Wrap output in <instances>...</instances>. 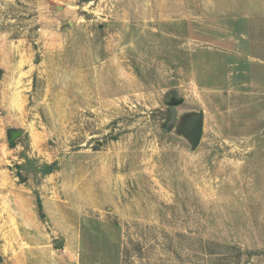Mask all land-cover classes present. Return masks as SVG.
I'll list each match as a JSON object with an SVG mask.
<instances>
[{
	"label": "rangeland",
	"instance_id": "1",
	"mask_svg": "<svg viewBox=\"0 0 264 264\" xmlns=\"http://www.w3.org/2000/svg\"><path fill=\"white\" fill-rule=\"evenodd\" d=\"M0 264H264V0H0Z\"/></svg>",
	"mask_w": 264,
	"mask_h": 264
},
{
	"label": "water",
	"instance_id": "2",
	"mask_svg": "<svg viewBox=\"0 0 264 264\" xmlns=\"http://www.w3.org/2000/svg\"><path fill=\"white\" fill-rule=\"evenodd\" d=\"M175 103H179V101H175ZM172 116L171 120L168 123L167 130H170L177 121V110L175 107H172ZM204 125V111L201 110L197 113H192L188 116L187 121L184 125L185 135L192 141L193 147H196L202 136ZM19 133H15L14 137H17ZM64 241L61 240L57 243L58 247L63 245Z\"/></svg>",
	"mask_w": 264,
	"mask_h": 264
}]
</instances>
